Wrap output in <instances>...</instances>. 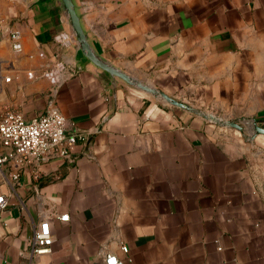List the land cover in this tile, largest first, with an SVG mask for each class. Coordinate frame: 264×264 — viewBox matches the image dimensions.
<instances>
[{"label": "crops", "instance_id": "crops-1", "mask_svg": "<svg viewBox=\"0 0 264 264\" xmlns=\"http://www.w3.org/2000/svg\"><path fill=\"white\" fill-rule=\"evenodd\" d=\"M74 1L103 58L191 109L94 64L59 0H0V117L45 114L65 62L56 107L85 133L69 159L0 167V264H264V0Z\"/></svg>", "mask_w": 264, "mask_h": 264}, {"label": "built area", "instance_id": "built-area-1", "mask_svg": "<svg viewBox=\"0 0 264 264\" xmlns=\"http://www.w3.org/2000/svg\"><path fill=\"white\" fill-rule=\"evenodd\" d=\"M15 50L22 49V33L19 30L11 34ZM73 36V35H72ZM68 64L58 62L47 69L43 75L53 83L45 114L37 118L27 119L15 109H7L0 117V167L9 166L17 170L13 176L30 165H40L56 159L71 158V149L85 133L71 129L62 113L57 109L55 93L68 79ZM8 196L0 193V211L7 207ZM69 214L60 215L62 220H69ZM54 235L48 220L42 221L36 232L33 252L36 254L49 253L52 250ZM125 252L129 251L123 245ZM104 264H125V261L114 253H106Z\"/></svg>", "mask_w": 264, "mask_h": 264}, {"label": "water", "instance_id": "water-1", "mask_svg": "<svg viewBox=\"0 0 264 264\" xmlns=\"http://www.w3.org/2000/svg\"><path fill=\"white\" fill-rule=\"evenodd\" d=\"M59 3L61 5V8H62L68 22H69L71 32L74 35V37L76 38V41H77L79 48L81 49L83 54L88 59H90L94 64H96L97 66H99L102 69L109 72L112 75V77L122 78L131 85L137 86V87H139L145 91L151 92L155 95L162 96L164 99H166L167 101H169L172 104L191 109L190 106L173 99L172 97L168 96L163 91L156 89L154 87L148 86V85L138 81L137 79L133 78L132 76L125 73L121 69H119L116 66H114L113 64H111L108 60L103 58L94 49L91 42L89 41V35L85 31V29L82 25L81 17L77 11V6H76L75 1L74 0H59ZM212 119L218 120L214 116L212 117ZM222 123L225 125H229V126H235L241 130L243 128L242 125L239 124L238 122H236L235 120H225V121H222ZM254 128L258 133H264V128L259 126L257 123L254 124Z\"/></svg>", "mask_w": 264, "mask_h": 264}, {"label": "rangeland", "instance_id": "rangeland-1", "mask_svg": "<svg viewBox=\"0 0 264 264\" xmlns=\"http://www.w3.org/2000/svg\"><path fill=\"white\" fill-rule=\"evenodd\" d=\"M244 127H246V125ZM250 127L253 129V125L252 124L250 125Z\"/></svg>", "mask_w": 264, "mask_h": 264}]
</instances>
